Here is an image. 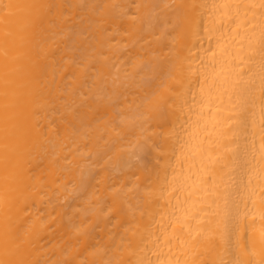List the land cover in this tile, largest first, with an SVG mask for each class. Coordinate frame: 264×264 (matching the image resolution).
<instances>
[{
	"label": "bare ground",
	"instance_id": "6f19581e",
	"mask_svg": "<svg viewBox=\"0 0 264 264\" xmlns=\"http://www.w3.org/2000/svg\"><path fill=\"white\" fill-rule=\"evenodd\" d=\"M0 264H264V0H0Z\"/></svg>",
	"mask_w": 264,
	"mask_h": 264
}]
</instances>
